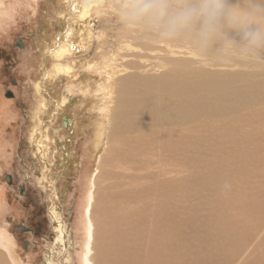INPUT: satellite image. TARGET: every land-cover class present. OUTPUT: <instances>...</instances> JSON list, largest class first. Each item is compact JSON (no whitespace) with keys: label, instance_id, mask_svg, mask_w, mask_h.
Masks as SVG:
<instances>
[{"label":"rangeland","instance_id":"374dc122","mask_svg":"<svg viewBox=\"0 0 264 264\" xmlns=\"http://www.w3.org/2000/svg\"><path fill=\"white\" fill-rule=\"evenodd\" d=\"M101 3L92 10L93 26L88 35L91 43L83 57L79 58L82 65L77 66L76 74L63 73L57 77L58 80L52 81V86L49 85L52 97L69 87L67 89L73 94V99L71 103L69 100L64 116L74 125L72 130H67L60 126L57 119L55 124L46 127V136L50 141L38 136L37 142L49 150L47 163L52 167L47 168L43 163H37L38 153L31 145L30 136L53 107L49 97L41 95L40 86L44 81V65L50 69L58 61L44 62L43 57L56 32L64 29L63 16L67 7L62 8L59 0H0V49L12 46L17 40L23 43L22 50L14 49L9 56L0 51V193L3 198L0 231L5 229L13 241L11 256L19 264H50V254L55 257L62 255L54 244L57 226L50 216L53 205L65 222L71 251L69 262L63 260L61 264H82L86 240L82 232L84 213L93 226L94 239L90 244L92 264L102 263L100 250L102 242L110 240V244L113 240V236L108 234L110 231L121 232L128 228L129 231L126 229L125 232L127 241L122 243L131 247L138 236L150 234L152 225L149 220H157L154 223L160 237L159 249L167 244L166 253L160 250L162 264H203L204 256V259L208 258V264H264V261L256 262L259 256L264 258V63L233 59L229 66L230 61L221 60L217 54L219 45H214L208 53L211 57L208 61L213 64L211 69L221 73V81L228 78V73L239 72L235 75L236 83L249 90L246 105L236 108L225 102L224 110L217 114L216 109L202 104L208 102L207 99L201 103L205 112L193 116L189 122H179L182 118L179 115L174 123L165 120L155 124L152 131L156 139L153 146L142 148L145 152L142 160L146 167L140 172L155 175L139 182L136 178L139 172H133L134 160H130L135 154L130 147L132 136L109 138L106 129L104 138L107 137L108 144L99 153L97 123L98 115L108 120L110 110L121 109L117 82L131 72L124 67L132 61L129 55L137 52L131 41L140 38L143 33L139 29L128 30L119 23L113 14L115 0H102ZM96 21L100 23L98 26ZM82 43L87 45L85 41ZM126 47L129 49L128 57L123 58L128 51ZM174 48L190 49L178 43ZM113 52H118L117 56H113ZM191 54V57L184 56L182 60L186 72L198 70L203 63L201 58L195 60L197 55L194 52ZM6 56L8 61L5 64L3 59ZM94 63H99L97 68L92 67ZM117 66L119 69H116ZM6 91L14 93L16 99L6 98ZM167 130L171 143L164 142ZM52 140L59 142L62 150ZM64 147L73 157L68 163L67 177L57 168L56 162L61 158L55 155L56 152H64ZM149 162L151 165L147 167ZM7 174L16 176L18 185L26 187L24 197L16 192L15 184L13 188L4 184L3 178ZM50 184L57 189L58 199L54 197ZM140 186H143L142 189L151 186L156 195L149 194L150 190L146 194L144 191L143 197L134 195L136 187ZM90 193L92 200L88 206L85 200ZM30 198L35 199V206L29 205ZM135 209L142 211V217L129 213ZM38 212L42 215L41 222L46 220L47 223L43 224L42 236L36 233L39 227L34 229L35 235L19 234L16 226L33 228L31 220ZM154 214L156 219L151 218ZM117 216L124 219L127 216L124 225V220L117 221L120 226L114 224ZM226 219L235 220L237 224L230 220V224L225 225ZM208 223H213V226H208ZM243 224L246 226L243 241H236L234 237L228 240L227 230ZM250 225L252 228L249 231ZM104 234L107 235L105 238ZM245 235L253 237L249 236V241ZM123 236L117 234L118 239ZM252 244H255L254 247ZM143 247L144 252L141 253L146 252ZM140 257L143 262L137 259L136 264H145L150 259L147 254ZM0 258L3 264H10L8 253L2 249Z\"/></svg>","mask_w":264,"mask_h":264},{"label":"bare ground","instance_id":"6f19581e","mask_svg":"<svg viewBox=\"0 0 264 264\" xmlns=\"http://www.w3.org/2000/svg\"><path fill=\"white\" fill-rule=\"evenodd\" d=\"M101 2L102 0H59V5L62 8L67 7L66 15L63 16L65 20L64 29H62L59 32L58 31L56 32V35L54 36L52 43H50L49 45L47 53L45 52V55H44L45 57H43L44 62H47L49 60L51 61L57 60L58 62L54 66H52V68L50 69L48 68L46 69L45 68L46 64L44 65L43 67L44 81L42 82L43 85L41 84L40 86L41 95L43 93L45 97L46 96L49 97V99L51 100V103H53V107L48 117L45 118L44 121H41L40 124H38L37 129L30 136L31 145L35 149V152L38 153L39 160L37 161V163L41 162L43 163V165H46L47 168H50L46 162L47 161L46 157H47V154L49 153V150L46 149L40 142L38 143L37 140L39 139L37 138L38 136L41 135L42 139H45L46 141L49 140V138L46 136L47 135L46 127L49 124L50 125L55 124L57 119L60 120V118L64 116L65 108L68 105L69 100H71L73 96L70 90L67 89L69 87H67L64 90L60 91L57 95L52 97V95L50 96L51 87H49V85L52 84V81L55 82V80H58L57 77H60L63 73H67V74L72 73L73 75L76 74L77 66L79 67V65H82V62L79 61V58L83 57V54L87 51L91 43V40L88 39V35L91 30V27L93 26L92 21H91L92 10L96 5L102 4ZM232 2H235V0H232ZM97 24L99 25L100 23L96 21L95 25L98 26ZM139 30H141L143 33L141 37L135 38L133 39V41H131L134 47L136 48L137 52L129 55L130 57H132L131 62L126 63V64L124 63L125 64L124 67H126V69H129V71L131 70V72H129L128 74L120 78L116 86V88L118 89V95L120 96V103L122 107L120 110H117V109L110 110V114H109L110 116H108L109 117L108 120L103 119V115L102 116L101 114L98 115L100 116V118L98 119V123H97V126H98L97 131L99 132L98 134L99 142L98 140L97 142H98L99 153H102L104 150L101 151V149L102 148L104 149L103 146H106L108 144L107 137L104 138V133L106 129L108 131L109 138L110 137L113 138L118 135L119 136L122 135L126 137L132 136L130 137L131 139L130 147H132L135 150L134 151L135 154L133 156L131 155L134 159H130L129 156H128L129 157L128 159L134 160L132 169H133V172L135 171L139 172V174L136 175V178H138V181L140 182L142 181V179L153 178L154 177L153 175H155V174H151V175L146 174L147 175L146 176L144 174H140L141 171H145L144 169L146 167L145 163L143 162L144 160H142V158H144V155L142 156V154H145V152H143L144 146L146 147L147 146L149 147V145L153 146L155 139H156L153 136V131H152V127L155 126V124L164 123L165 120L169 121V123L170 122L174 123L175 118L179 115H182V118L179 120V122L183 120H186L187 122H189L193 116L196 117L200 115L202 112H205L202 107V104L204 106H209V107H212L213 109H216L217 114L221 113L224 110L226 106L225 102H229V105H233L236 108L244 107L247 102L249 90L245 88L243 85H239L236 83L237 80L235 78V75L239 73L237 70H236V74H234L233 72H230L228 73V78L224 81H221L219 79L221 76V73L217 71H213L211 69L213 64L212 62L208 60H202L203 63L201 67L196 71H190V72L184 71L183 69L184 63L182 60L184 56L188 58V57H191L192 56L191 53H193V52H190L191 47L186 41H184L183 39H179V38L175 40L161 39L158 35L154 33L145 31L143 29H139ZM230 35L234 36L237 40H239V37L235 36L234 33H230ZM83 41H85V44L87 43V45H84L82 43ZM177 43L181 44L182 46H189L190 49L187 51L176 50L174 46ZM216 45H219V44L217 43ZM126 46L130 47L129 44H126ZM127 47L126 49L128 51H126L125 54L123 53L124 54L123 58L128 57L129 49ZM117 53L118 52L116 53L113 52L112 55L117 56ZM119 55L120 54H118V56ZM261 55H264V51H262ZM70 56H72V58H70ZM110 59L111 58H109V60ZM196 59H199V57L198 56L195 57V60ZM59 61H65V63H60ZM234 63H239V62L234 61ZM98 64L94 63L92 64V67L97 68ZM230 65H231V61L229 63V66ZM119 67H121L122 69V63H120ZM117 68L118 66L116 67V69ZM108 69L110 68L108 67ZM207 99L209 100L208 102L202 103ZM43 107H46V106L43 105ZM128 133H131V135H128ZM165 138H164L165 143H171L168 130L166 131ZM55 144L60 145V143H57V142H55ZM61 154H58L59 156L56 155L57 158L58 157L61 158V159L59 158L60 160L57 162H61L62 169L60 172H64V177H67L69 176V169H67V167L65 166V163H67V165L68 163L70 164L71 157L66 155L69 157V159L67 160L63 156L64 155L63 152H61ZM68 154L70 155L71 153L69 152ZM125 158L123 157V159ZM120 160L122 161V159ZM132 162H131V165H132ZM56 164L58 166V163ZM253 164H256V163H253ZM150 165L151 163L149 162L147 167H150ZM122 175H126V174H122ZM50 187H51L50 188L51 191L54 194V197L58 199L59 194L56 191L57 189L55 190V186L51 184H50ZM142 187L143 186H140V188L136 187L137 191L134 193V195L138 197H143L144 191L146 194L147 190L151 191V193L149 194L151 195L154 194L153 196L156 195L155 193L152 192L153 189L151 188V186H148L144 189H142ZM126 195L128 197H131L128 193H126ZM2 199L3 198L1 197V193H0V211L2 207V204H1ZM91 200H92L91 193L89 195L87 194V198L85 202L86 204H88V206ZM50 209H51L50 216L54 219L56 226H57L55 227V231H54V233L56 232V240L54 241V244L55 246L59 248V251L61 252L62 255L55 257L54 254H50L48 257V262H50V264H61L63 260L66 262H69L68 259L70 257L68 258V256L69 254H71V251H70V246H69V238L67 236V233L64 227L65 222L62 220L60 212L58 211V208H55L52 205ZM192 210L191 212L195 211V210L194 211ZM129 213L132 215L136 213H137L136 215H141L142 211L135 209V210L129 211ZM87 215H89L88 210H87ZM84 216L85 217H84L83 222L85 225L82 229V232L84 236L86 235V240H85V247H84L85 253L82 256V264H92V261L90 259V252H91L90 244H91V241H93L94 239L93 238V235H94L93 226L89 221L90 218L88 219V216H86V213H84ZM126 217L127 216H125V219H126L125 220L124 218H122V216H117L115 222L124 220L122 222L123 224L125 223V221H127ZM151 218L156 219L155 214L154 216L152 215ZM230 220L233 221L234 224H237V222L232 219H226L224 221V224L225 225L230 224ZM115 222H114L115 225L117 226L121 225L120 222H117V223ZM149 222H151V225H152V227H150V230H149L150 234L147 235L148 234L147 233L148 231H147L146 232L147 236H145V234H143L142 237L138 236L136 241L134 240L133 243L131 242L132 240H130L129 242L132 243L131 247H129L128 244L122 243L123 240L127 241L126 239L127 237H125V234H126L125 232H127L126 229H128V228H125V226L127 225L124 226L125 228L124 230L122 231L120 230L121 232L113 229L112 230L113 233H112L111 231L109 232V230H111L109 229L108 230L109 233L108 232L107 233L113 236V240L111 241L110 244H109L110 240H108L107 243L105 241L104 244L102 242V246H101L102 250H100L101 255L99 258L102 261L101 264H136L137 259L143 262V259L140 257L141 254H147L150 257L149 261L146 262L145 264L147 263L148 264H162L163 255H161L160 250H162V252L165 251L167 244H164V248L159 249L160 237H159V232L156 233L155 231V223H154V222H157V220L156 221L149 220ZM219 222L221 223L220 220ZM201 223H203V221ZM126 224H128V222H126ZM208 224H209L208 226L210 225L213 226V223L212 224L208 223ZM216 225L220 227V225L218 224ZM222 226L223 225H221V228ZM251 228L252 226L248 228L249 231ZM254 229L253 231L255 233ZM245 231H246V226H244L243 224V225H234L233 228L228 229L227 233L226 232L225 233H226V237L228 240H231L234 237V240L242 242L244 238V234L246 233ZM137 233L138 232H136V234ZM117 234H119L120 237L123 235L124 236L122 237V239L121 238L118 239ZM212 235H215V234L212 233ZM106 236H107L106 234L103 235L104 238ZM249 236H252V235H249ZM249 236L246 237L245 235V237L248 238L250 241L251 238H249ZM259 243L260 242H258V244ZM141 246L142 247L144 246L143 249L146 251L145 253L140 252V251H143ZM12 247H13V241L11 240L10 235L7 233L5 229L4 230L2 229V231H0V249L4 250L5 253L6 252L8 253L10 264H19V262L14 257L11 256L10 250L13 249ZM218 250H221V249H218ZM210 254H212V250ZM204 257L202 258L201 262L203 264H206L208 258L204 259ZM262 261H264V258L259 256L256 262L260 263ZM0 264H3V262L1 261V258H0Z\"/></svg>","mask_w":264,"mask_h":264},{"label":"clouds","instance_id":"9594fccd","mask_svg":"<svg viewBox=\"0 0 264 264\" xmlns=\"http://www.w3.org/2000/svg\"><path fill=\"white\" fill-rule=\"evenodd\" d=\"M113 9L126 29L183 39L202 60L218 43L223 61L264 63V0H115Z\"/></svg>","mask_w":264,"mask_h":264},{"label":"flooded vegetation","instance_id":"af4514ba","mask_svg":"<svg viewBox=\"0 0 264 264\" xmlns=\"http://www.w3.org/2000/svg\"><path fill=\"white\" fill-rule=\"evenodd\" d=\"M22 50L23 49V43L21 42V41H15L14 43H13V45L11 46V45H7L4 49H0V51H1V53H3V51H4V53H6V55H10V54H12V51L13 50ZM3 56V55H2ZM3 61H5V64H6V62L8 61V57L6 56L4 59H3ZM9 70V69H8ZM6 98H12L13 100L14 99H16V96L14 95V93H12L11 91H6L5 92V95H4ZM18 99V98H17ZM72 102V98H71V100H70V103ZM14 103V102H13ZM70 103L68 104V105H70ZM12 112V111H11ZM60 126H62L63 128H65V129H67V130H72L73 129V124L65 117V116H63L62 118H60ZM70 128V129H69ZM6 132L8 131V128L5 130ZM55 131V130H54ZM46 141V140H45ZM48 141H50V139L48 140ZM52 142L55 144V142L56 141H53L52 140ZM57 143H59V142H57ZM57 145V144H56ZM58 147H60L59 148V150H62V146L61 145H57ZM57 146H55L56 148H58ZM45 147V146H44ZM46 148V147H45ZM46 149H48V148H46ZM66 149V147H64V150ZM57 151V150H56ZM66 151V150H65ZM63 152V156L68 160L69 159V157H71L72 158V155H69L68 153H67V151L66 152ZM57 153V152H56ZM55 153V155H57V156H59L58 154H56ZM59 154H61L60 152H59ZM62 155V154H61ZM66 155H68V156H66ZM68 157V158H67ZM47 158V157H46ZM47 160V159H46ZM47 162V161H46ZM56 163H58V166H57V168L59 169L60 168V170L62 169V165H61V162H56ZM48 164V163H47ZM65 166L67 167V169H69L68 168V165H67V163H65ZM50 168H51V166H49ZM64 173V172H63ZM15 177L16 176H13L12 174H7V175H5L4 176V178H3V182H4V184H6L9 188H13L12 187V185H14L15 184V190H16V192L19 194V196H25V194H26V192L24 191V190H26L25 188V186H19L18 185V183H17V181H16V179H15ZM28 192H30L29 190H28ZM28 203H29V205H36V203H35V199H29V201H28ZM22 204H25L24 202L22 203ZM26 205V204H25ZM30 207V206H29ZM27 210V209H26ZM33 216H35L31 221H32V223L34 224V227L33 228H25V227H22L21 225H17L16 226V228H17V231H18V233L19 234H25V233H28V234H33V235H35V230L34 229H38V227H39V229L38 230H36V233L38 234V236L40 237V236H42V235H40V234H42V233H44V228H43V224L44 223H46V220L44 221V222H41V217L40 216H42L41 215V213H36L35 215H33ZM38 216H39V218H40V220H39V218H38ZM52 223V222H51ZM47 224V223H46ZM45 226V225H44ZM23 236V235H22Z\"/></svg>","mask_w":264,"mask_h":264}]
</instances>
